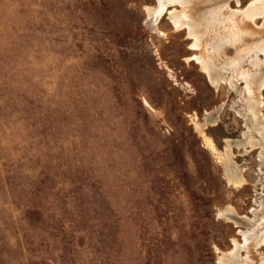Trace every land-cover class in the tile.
Wrapping results in <instances>:
<instances>
[{"label":"rangeland","instance_id":"1","mask_svg":"<svg viewBox=\"0 0 264 264\" xmlns=\"http://www.w3.org/2000/svg\"><path fill=\"white\" fill-rule=\"evenodd\" d=\"M252 1L0 0V264H264Z\"/></svg>","mask_w":264,"mask_h":264},{"label":"bare ground","instance_id":"2","mask_svg":"<svg viewBox=\"0 0 264 264\" xmlns=\"http://www.w3.org/2000/svg\"><path fill=\"white\" fill-rule=\"evenodd\" d=\"M182 3V2H181ZM250 5V6H249ZM249 8L242 11V13H245L248 15V17H253L255 14H261L264 12V0H254L251 2V4H249ZM244 14V16H245ZM255 15V16H256ZM248 17H245V18H248ZM253 19V18H252ZM261 46L262 45H259V49H261ZM246 78V77H245ZM251 87V86H250ZM246 89V88H245ZM249 91V90H247Z\"/></svg>","mask_w":264,"mask_h":264},{"label":"crops","instance_id":"3","mask_svg":"<svg viewBox=\"0 0 264 264\" xmlns=\"http://www.w3.org/2000/svg\"><path fill=\"white\" fill-rule=\"evenodd\" d=\"M249 4V3H248ZM264 26V24L262 23V25L260 26V27H263ZM263 43V42H262Z\"/></svg>","mask_w":264,"mask_h":264}]
</instances>
